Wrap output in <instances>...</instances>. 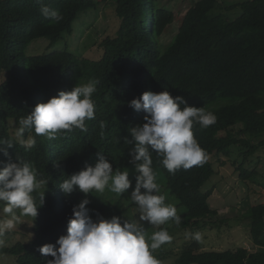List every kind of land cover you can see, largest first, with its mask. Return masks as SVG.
Here are the masks:
<instances>
[{"label": "trees", "instance_id": "1", "mask_svg": "<svg viewBox=\"0 0 264 264\" xmlns=\"http://www.w3.org/2000/svg\"><path fill=\"white\" fill-rule=\"evenodd\" d=\"M107 1L111 0H97ZM114 2L120 19L118 30L102 44V57L93 61L66 50L32 56L23 53L35 39L54 43L63 33L70 34L77 14L94 8L91 0H0V138L13 144L7 149L8 156L0 153V161L17 162L19 156L33 164L38 178L48 182L42 191L33 193L39 205L44 192L33 237L0 248V253L16 257V264H46L52 259L38 249L55 244L61 236L46 211L48 205L62 206L57 198L64 193L59 187L64 179L86 164L93 165L98 151L107 156L114 170L131 166L128 153L132 145L124 143V138L131 139V127L142 124L146 113L129 107V102L146 91L159 93L167 88L174 97L183 96L190 106L217 117L207 128L195 123L192 129L206 152L204 163L173 174L162 166L160 157L152 156V166L163 174L166 190L184 208L183 227L201 230L212 226L218 214V209L208 204L213 189L203 192L202 187L217 173L215 163L228 159L235 149L244 160L264 144V0L228 7H222L219 0H198L185 13L172 42L164 47L158 37L174 21L171 11L155 7V0ZM45 5L57 10L62 19L44 17L40 9ZM236 8L241 14L234 19L221 13ZM90 80L99 83L92 97L95 119L85 121L86 132L61 130L48 139L22 124L38 103ZM21 130L19 140L12 132ZM33 137L36 143L28 147L27 141ZM235 171L242 181L255 177L243 162ZM73 192L64 193L63 200L74 202L83 194ZM118 205L102 208L112 217L117 216ZM245 216L250 220L248 232L254 251L238 247L199 252L193 242L180 251L176 264H264V203L244 210Z\"/></svg>", "mask_w": 264, "mask_h": 264}, {"label": "clouds", "instance_id": "2", "mask_svg": "<svg viewBox=\"0 0 264 264\" xmlns=\"http://www.w3.org/2000/svg\"><path fill=\"white\" fill-rule=\"evenodd\" d=\"M40 11L46 18L55 21L62 19L59 12L49 6H42ZM162 34L158 37V43L164 47L172 41L164 43L160 38ZM98 83L97 80H90L86 84L75 85L70 91H59L47 102L38 103L32 108L22 124L34 130L36 136L48 139H54L61 130L77 128L86 132L85 121L95 119L92 97ZM129 107L146 113L142 124L131 127V139L124 138V143L132 145L128 163L136 172L134 187L133 180L129 178L130 170L114 171L113 164L100 151L96 153L97 160L93 165L86 164L83 169L64 179L59 187L66 195L73 191V194L79 191L83 194L74 202L63 200L64 193L58 194L57 199L62 206L57 207V203L48 205L46 215L61 236L55 244L39 247L42 256L52 257L46 264H161L154 252L171 242L172 236L165 228L149 236L145 223L160 226L172 220L178 225L181 217L175 205L166 203L165 195L161 194L158 173L152 166L153 153L161 158L162 166L173 174L178 169L187 170L204 163L206 152L194 137L192 129L195 123L207 128L216 122L217 117L201 107L190 106L183 96L174 97L167 88L159 93L146 91L132 99ZM104 126L101 122V129ZM21 134L22 130L17 132V136ZM35 143V137L27 141L28 147ZM11 147L13 144L10 141L0 138V153L8 156L7 149ZM0 164H4V161H0ZM54 166L58 167L59 163L54 162ZM47 183L45 179L38 178L37 169L31 162L19 156L17 162L0 167V204L3 205L2 212L11 217L0 220V237L15 227L21 215L26 218L27 227L21 224L18 242L29 241L33 237L32 230L38 207L44 203V192L40 194L39 205L33 193L41 187L43 189ZM129 189H132L130 199L136 205L138 215L124 218L118 216V212L117 216L110 217L107 214L110 211L106 212L102 207L107 204L115 206L119 202H114L112 192L123 195ZM119 196L115 195L117 198ZM191 235L196 240L201 239L199 232ZM3 243V239H0V245ZM16 243L4 247H12Z\"/></svg>", "mask_w": 264, "mask_h": 264}, {"label": "rangeland", "instance_id": "3", "mask_svg": "<svg viewBox=\"0 0 264 264\" xmlns=\"http://www.w3.org/2000/svg\"><path fill=\"white\" fill-rule=\"evenodd\" d=\"M95 3L94 9L79 12L75 21L72 23L71 35L63 33L61 39L51 43L47 39H35L31 41L24 49L23 53L27 56L51 53L57 50H66L80 58L89 60H98L102 54L101 43L107 38L113 37L119 27L120 19L116 15L114 0L106 3H98L97 0H91ZM198 0H155V7L163 8L171 11L174 15V21L166 26L162 36L160 37L164 43L173 40L178 28L181 24L183 15ZM248 0H219L222 7H228ZM97 4V5H96ZM214 13H219L217 10ZM226 19H234L241 14L239 8L221 12ZM219 13V14H221ZM159 38V39H160ZM12 121L8 123L10 125ZM239 128H235L237 132ZM12 134L21 139V135ZM264 141V136L261 138ZM238 154L235 149L231 156L226 159L222 158L218 164L215 163L217 173L211 177L202 187L203 192L213 189L208 199L211 208L218 209L217 216L211 223L212 226L201 230H191L183 227L170 220L164 225L153 226L145 223L146 232L150 236L152 232L165 228L172 236L171 242L165 243L159 249L155 250L154 255L161 261V264H176L175 260L182 249L191 243H197L200 251H223L227 249H235L238 247L246 248L254 251L256 248L252 246L248 232L249 218L243 217V211L252 205L264 203V144L261 145L256 153L252 156L245 157ZM243 162V167L255 172V177L242 181L238 177L235 167ZM130 170V179L135 185L136 172L133 166L120 169V171ZM115 171V170H114ZM157 182L161 186V194L166 197V203H171L177 208V213L181 217V223L184 221V208L178 204L177 199L170 195L165 188L164 176L161 171L157 170ZM38 190H42V187ZM132 189L123 195L112 192L114 202L119 200L120 209L118 210L120 217L135 218L136 205L130 199ZM119 196L118 198L115 197ZM97 198V196H95ZM90 204V208H92ZM3 205L0 204V220L11 218L2 212ZM248 214V212H247ZM106 218V215L103 216ZM27 227V220L23 215L18 217L15 227L6 231L3 237L4 243L0 247L11 246L19 241L20 226ZM28 231V230H27ZM199 232L201 239L196 240L191 234ZM19 233V235H18ZM28 233V232H26ZM0 264H15V257L0 254Z\"/></svg>", "mask_w": 264, "mask_h": 264}]
</instances>
